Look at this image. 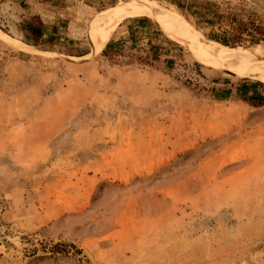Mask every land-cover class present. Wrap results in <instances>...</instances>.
Instances as JSON below:
<instances>
[{
    "label": "rangeland",
    "instance_id": "rangeland-1",
    "mask_svg": "<svg viewBox=\"0 0 264 264\" xmlns=\"http://www.w3.org/2000/svg\"><path fill=\"white\" fill-rule=\"evenodd\" d=\"M37 1L0 0V264H264V0Z\"/></svg>",
    "mask_w": 264,
    "mask_h": 264
},
{
    "label": "trees",
    "instance_id": "trees-1",
    "mask_svg": "<svg viewBox=\"0 0 264 264\" xmlns=\"http://www.w3.org/2000/svg\"><path fill=\"white\" fill-rule=\"evenodd\" d=\"M130 19L131 20H129V24L131 25L130 30L132 31V33L130 34L131 38L134 40L139 39L138 41L148 39V41L150 42V40L152 39L151 37L145 38L144 36H140V32H138V30H142L146 27V25H148V22H149L148 18L146 16H137V17L130 18ZM156 19L158 22H160L158 18ZM39 25L40 26H33L31 23H27L26 25V29L29 31L32 38L36 39L35 43H33L34 45H37L39 40H41L42 29H41L40 22H39ZM228 25H229L228 38L236 45H240L243 41L244 42L248 41V42L253 43L261 39L264 40V29L259 27L258 25L252 24V22H244L242 20L237 19V20L228 21ZM169 31L172 34L174 33L176 35H181L184 40L188 41V39L185 37V35L180 30L178 29L171 30L169 28ZM137 32L139 33V35L137 34L136 36H134L135 35L134 33H137ZM141 33L142 35H145V32H141ZM161 41L165 42L166 44H170V45L176 44L175 42H172L166 37H162ZM189 43H192V42H189ZM152 46H154V48H160L158 44H154V42L152 43ZM229 48H233V47H229ZM107 49L109 50L111 48L108 46H104L101 49V53L104 54ZM225 52H230V51H225ZM250 98H252L253 100H259V103H264V97L259 96L258 93H255L253 91L250 94Z\"/></svg>",
    "mask_w": 264,
    "mask_h": 264
},
{
    "label": "bare ground",
    "instance_id": "bare-ground-1",
    "mask_svg": "<svg viewBox=\"0 0 264 264\" xmlns=\"http://www.w3.org/2000/svg\"><path fill=\"white\" fill-rule=\"evenodd\" d=\"M133 10L134 9L132 8H125L120 6V7L107 8L106 10L99 12L94 21V29L97 31V34L100 36L101 41H105L109 37L116 24H118L120 18L132 14ZM175 20L180 22L178 17H175ZM178 24H179L178 27H182V28L185 27L182 23H178ZM98 25H100V27ZM96 27H98V30L96 29ZM185 31H187V34L190 37L195 39L193 34L190 32V30L187 27H185ZM202 61L212 63L210 59H205L204 57L202 58ZM215 65H219V64H215ZM258 67H259L258 60L255 59V57L246 53L245 57H243V59L240 62H238L235 66H230L228 68L233 70H250L252 68L255 69ZM262 67L264 68V65L261 66V68Z\"/></svg>",
    "mask_w": 264,
    "mask_h": 264
},
{
    "label": "crops",
    "instance_id": "crops-1",
    "mask_svg": "<svg viewBox=\"0 0 264 264\" xmlns=\"http://www.w3.org/2000/svg\"><path fill=\"white\" fill-rule=\"evenodd\" d=\"M3 5L4 3H0V6H3ZM41 6H42L41 2L38 3L37 0H22V14L27 13V12L38 14V12H40V10H38V7L41 8ZM52 30L46 27L42 29L41 31L42 37L52 38V33H53Z\"/></svg>",
    "mask_w": 264,
    "mask_h": 264
}]
</instances>
